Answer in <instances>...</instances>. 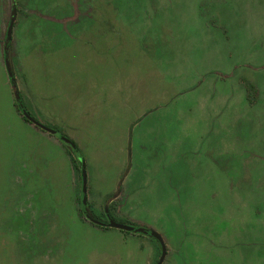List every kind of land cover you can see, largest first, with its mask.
<instances>
[{
	"label": "rangeland",
	"instance_id": "1",
	"mask_svg": "<svg viewBox=\"0 0 264 264\" xmlns=\"http://www.w3.org/2000/svg\"><path fill=\"white\" fill-rule=\"evenodd\" d=\"M20 97L87 213L146 233L83 217ZM152 230L161 264H264V0H0V264H155Z\"/></svg>",
	"mask_w": 264,
	"mask_h": 264
},
{
	"label": "water",
	"instance_id": "2",
	"mask_svg": "<svg viewBox=\"0 0 264 264\" xmlns=\"http://www.w3.org/2000/svg\"><path fill=\"white\" fill-rule=\"evenodd\" d=\"M15 10H12V17L8 23V27H7V30H6V39H10L11 37V32H12V27H13V22H14V19H15ZM4 62H5V66H6V69H7V73L9 76H11V72L9 70V67H8V64H7V61L6 59H4ZM19 98V94H17L16 96V99ZM23 115H25V117H27L29 119L30 122H32L33 124L39 126L41 129L53 134L54 136L56 137H59L60 139H63V140H66V138H64L63 136L60 135V133L46 125H43L41 124L39 121H37L36 119H34L32 116H30L26 111H23ZM82 185H83V188H82V191H83V197H82V201H83V206H84V212H85V217L91 221L92 223H95V224H98V225H101V226H106V227H112V228H117V229H121V230H125V231H137V232H144L146 233V231L141 228V227H134L130 224H125V223H122V222H118L112 218H107V221L104 222V221H99L97 220L96 218L92 217L91 215H89L86 211V175H85V171H84V168L82 167ZM149 235L153 238H155L159 244H160V247H161V252H160V256L157 260V262L155 264H161L164 260V257H165V254H166V247H165V244L163 243V240L161 239V236L154 230H152Z\"/></svg>",
	"mask_w": 264,
	"mask_h": 264
},
{
	"label": "trees",
	"instance_id": "3",
	"mask_svg": "<svg viewBox=\"0 0 264 264\" xmlns=\"http://www.w3.org/2000/svg\"><path fill=\"white\" fill-rule=\"evenodd\" d=\"M4 38H6V33L4 34ZM15 104H16V107H17L18 111L21 113L22 118L24 120L29 121V119L27 117H25V115H23V111H26L30 116H32L34 119H36V117L29 111L26 103L22 100L21 97H20V100H18V101L15 100ZM45 125L48 126V127H50V128H52V129H54V130H56V131H58L60 133V135L63 136L64 138L67 137L66 139L69 140L68 143L69 142L71 143V145H70L71 146V149L69 151V154L71 156V161H72L71 163H72L73 169L78 174L79 179L82 180V177L80 175V167L82 166V163L83 162L82 161L81 162L77 161V159L74 157V156H76L75 154H78L79 153V149H78L77 145L68 136H66L65 134H63V132L59 128H56V127H53V126H49L48 124H45ZM71 153H73V154L75 153L74 156ZM78 204H79V209H80L81 214L83 215V217L85 219H87L85 217L84 206H83L82 201H81V196L78 197ZM93 217L96 218L94 215H93ZM98 220L99 221H104V222L107 221L106 218H99ZM125 223L130 224L129 222H125ZM134 227H136V226L134 225Z\"/></svg>",
	"mask_w": 264,
	"mask_h": 264
},
{
	"label": "crops",
	"instance_id": "4",
	"mask_svg": "<svg viewBox=\"0 0 264 264\" xmlns=\"http://www.w3.org/2000/svg\"><path fill=\"white\" fill-rule=\"evenodd\" d=\"M132 171H130V170H128L126 173H125V175H123L122 176V178H121V182H120V185H121V187L120 188H122L123 187V192H125L127 195H128V199H127V201L125 202V203H123V205H124V207L127 209V211L129 212V215L130 216H133L131 213H130V211H131V204H130V201L132 200V201H136V200H134V199H132L131 198V195H130V193H131V190H128L129 189V184H130V180H129V178H130V173H131ZM135 172H137V170L136 171H134L133 173H135ZM136 178H137V175H136ZM136 185V184H135ZM119 188V189H120ZM133 190H135V186L133 185V188H132ZM125 190V191H124ZM118 196H119V194H118ZM124 196V194H121V197H123ZM126 196V195H125ZM134 198H136V194H135V192H134ZM137 199V198H136ZM112 200V199H111ZM110 201V200H109ZM135 216V215H134ZM132 219H134V218H132ZM132 219H130V220H132ZM86 220H88V219H86ZM89 221V220H88ZM89 222H91V221H89ZM92 223V222H91ZM146 261H148L146 264H152L153 262H151L150 260H148V258H147V260Z\"/></svg>",
	"mask_w": 264,
	"mask_h": 264
}]
</instances>
